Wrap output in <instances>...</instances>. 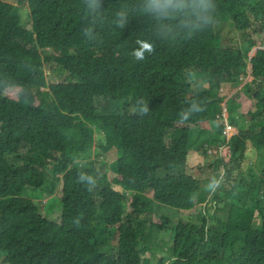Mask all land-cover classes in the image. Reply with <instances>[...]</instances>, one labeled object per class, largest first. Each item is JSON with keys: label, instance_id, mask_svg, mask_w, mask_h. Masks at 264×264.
Returning <instances> with one entry per match:
<instances>
[{"label": "trees", "instance_id": "16d2710c", "mask_svg": "<svg viewBox=\"0 0 264 264\" xmlns=\"http://www.w3.org/2000/svg\"><path fill=\"white\" fill-rule=\"evenodd\" d=\"M26 1L29 24L0 0V263L264 264V159L244 171L249 143L264 149V0H211L214 24L190 39L182 17L158 38L146 0ZM219 23L247 37L223 46ZM137 40L155 43L142 61ZM225 84L239 87L226 101ZM239 96L255 108L241 121ZM75 99L92 111L67 112ZM226 109L238 131L214 180L198 178L192 125ZM101 146L117 151L110 165ZM56 190L52 215L33 198Z\"/></svg>", "mask_w": 264, "mask_h": 264}, {"label": "rangeland", "instance_id": "374dc122", "mask_svg": "<svg viewBox=\"0 0 264 264\" xmlns=\"http://www.w3.org/2000/svg\"><path fill=\"white\" fill-rule=\"evenodd\" d=\"M12 2H16V4L19 6V12L22 14L24 21H26V24H29V10L27 7V1L26 0H10ZM221 23L218 24L216 28V33L219 34V37L222 39L221 43L223 46L225 45H234L235 41L231 40V37L236 40L239 37H247L248 31H237L235 28L232 31H227L228 27L227 25L219 28ZM29 26V25H28ZM219 28V29H218ZM218 29V31H217ZM258 40V38L256 37ZM258 47V46H257ZM54 65L53 64H46L45 65V70L46 74L48 75L49 78H59V75L52 71ZM250 78V76H249ZM248 79V77H247ZM246 79V80H247ZM251 79H253L251 75ZM202 87L204 89L207 88V84H203ZM237 86L225 84L222 86V93H224L225 96L229 97L232 93L235 92L237 89ZM18 89L13 88V89H7L6 92L11 95L15 96L17 94ZM238 100L241 102L239 105H234L232 109L230 110L236 115L237 120H243L242 115H244L249 109L254 110L255 108L252 107V104L250 101L244 97V96H239ZM104 103V102H103ZM93 109V102L91 100H84V99H75L71 103H69L66 107L65 110L69 113H79V112H91ZM235 109V110H234ZM229 111L226 109L222 113V118L218 117L213 113L210 114L207 118L205 119H196L192 125V135H191V141L194 142L195 148L199 151V153H196V155L199 156V159L195 157L191 158L188 164V171L191 172L193 175H195L198 178H207L214 180L215 172L217 165L214 164L215 159L219 160L220 157L222 156H227L229 153V146L227 144L228 139L225 140V136H227V126L230 124L228 123V116H229ZM225 124V127H221V125ZM247 121L244 120L242 121L241 125L246 124ZM236 131L237 128H236ZM96 135L100 139H103L106 134H108L110 131L107 128H101V129H96ZM224 135V137H223ZM253 148H252V147ZM247 155H248V160H251L249 163L245 164L247 169L249 166L255 165L256 168H259L261 165L260 161L262 162L264 159V149L259 147V146H254L253 143H249V148L247 149ZM96 153L97 156H99V159L102 160L104 159L105 162L110 165V163L113 161V159L116 158L117 151L115 149H109L105 146L97 147L96 148ZM203 156V158H200ZM225 156V157H226ZM111 172V171H110ZM114 173L109 174V180L113 181V184L115 187H120L118 186L117 183L114 182L113 178ZM61 178V177H60ZM32 192L30 189L27 188L25 194H30ZM58 190L55 191L52 195H46L43 198H33L35 200H43L45 205L47 207L50 206V214L54 215L57 213V209L61 208V197L60 193L58 194ZM210 198H212L214 195L210 194ZM31 198L29 197H18V196H10L5 198V200L9 203H12L14 205H23L27 204L28 208L35 209V206L30 204ZM206 202H199L194 207L190 205H185L182 207L183 210L190 211L191 208H199L201 204L204 206ZM191 209V210H193ZM207 216V214H205ZM184 218L187 217V215H183ZM178 217H174L173 220L175 223L178 222ZM159 221V220H158ZM161 240L164 243H166L168 240V236H162L160 237ZM163 244V243H162ZM163 246L167 247V245L163 244ZM150 253H147V257L149 256ZM152 257V256H151ZM150 257V258H151ZM153 258V257H152ZM0 264H9L8 262L6 263H0Z\"/></svg>", "mask_w": 264, "mask_h": 264}, {"label": "clouds", "instance_id": "9594fccd", "mask_svg": "<svg viewBox=\"0 0 264 264\" xmlns=\"http://www.w3.org/2000/svg\"><path fill=\"white\" fill-rule=\"evenodd\" d=\"M215 7L211 0H146L143 11L156 18L158 22L156 36L158 38L162 33H171L173 22L182 17L180 26L187 28L186 38L190 39L194 33L203 32L209 25L214 24L212 12ZM160 21H168V23H159ZM136 43L138 47L131 55L137 61L144 60L145 53L151 54L155 51L154 41L137 40ZM144 111L146 112V109ZM234 128L236 130V127Z\"/></svg>", "mask_w": 264, "mask_h": 264}, {"label": "built area", "instance_id": "2783aa9c", "mask_svg": "<svg viewBox=\"0 0 264 264\" xmlns=\"http://www.w3.org/2000/svg\"><path fill=\"white\" fill-rule=\"evenodd\" d=\"M227 127H228L227 130H226V132H227V139L229 140L231 138V136L235 133L236 130L231 125H229Z\"/></svg>", "mask_w": 264, "mask_h": 264}, {"label": "water", "instance_id": "95a60500", "mask_svg": "<svg viewBox=\"0 0 264 264\" xmlns=\"http://www.w3.org/2000/svg\"><path fill=\"white\" fill-rule=\"evenodd\" d=\"M258 48H259V47H255V48L250 52V55L253 56V55L255 54L256 49H258ZM249 76H250V78H249ZM249 76H248V79H247V80H251V75H249ZM247 80H246V81H247ZM246 81H245V82H246ZM238 88H239V87H238ZM238 88H237V89H238ZM237 89H236V90H237ZM236 90H235V91H236ZM232 94H233V93H232ZM232 94H231V95H232ZM231 95H230V96H231ZM230 96H229V97H230ZM227 99H228V97L225 99V101H226ZM78 160H80V159H76V160H74V163H75L76 161H78ZM60 179H61V178H60Z\"/></svg>", "mask_w": 264, "mask_h": 264}]
</instances>
